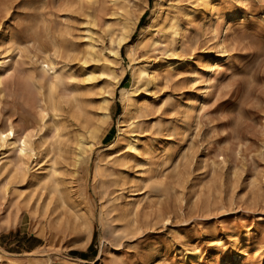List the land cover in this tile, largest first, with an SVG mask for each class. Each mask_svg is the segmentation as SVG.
I'll list each match as a JSON object with an SVG mask.
<instances>
[{"label": "rangeland", "instance_id": "374dc122", "mask_svg": "<svg viewBox=\"0 0 264 264\" xmlns=\"http://www.w3.org/2000/svg\"><path fill=\"white\" fill-rule=\"evenodd\" d=\"M105 1L0 0V264H264V0Z\"/></svg>", "mask_w": 264, "mask_h": 264}, {"label": "bare ground", "instance_id": "6f19581e", "mask_svg": "<svg viewBox=\"0 0 264 264\" xmlns=\"http://www.w3.org/2000/svg\"><path fill=\"white\" fill-rule=\"evenodd\" d=\"M107 1V0H106ZM105 1V2H106ZM103 2V1H102ZM144 2V1H143ZM142 3V2H140ZM74 4V3H73ZM79 4V3H78ZM174 7V6H173ZM175 8V7H174ZM184 10V9H183ZM142 8L140 5H137L135 3L133 4H129V6H124L123 8H121L119 10V12L117 13H114L113 16L115 18V23H116V26H118V34L116 36V45H117V49H120L122 48L125 44H127L131 38V35L132 33L134 32V29L138 23V20H139V17L140 15L142 14ZM157 11V10H156ZM75 12V11H74ZM77 13V12H76ZM165 14V13H164ZM187 16H191L192 15V12H189V13H186ZM197 14V13H195ZM87 15V14H86ZM85 15V16H86ZM89 17V16H87ZM177 17V16H175ZM82 18V17H81ZM87 19V18H86ZM93 21L95 22V19H93ZM180 22V21H179ZM175 18H172L169 20V22L167 23V25L165 26V30L163 29V33L164 34H167V32L169 33L170 32V35L172 36H180L181 34V31H182V26L181 24L179 23ZM69 29V28H68ZM144 29V28H143ZM66 30V29H65ZM68 31V30H67ZM70 31V30H69ZM68 31V32H69ZM157 31V30H156ZM154 31V32H156ZM108 32H113V34L115 33V30L113 29V27H108ZM61 35V34H60ZM67 35V34H66ZM88 39H89V45H88V48H87V56L88 57H91V59L93 60L94 59V41H95V38H94V34L93 32H91V30H88V35H87ZM132 39V38H131ZM144 39V34L141 33V36L139 38L138 41H143ZM138 43V42H136ZM136 43H133L131 47V50L130 52L132 53V48L133 46L136 44ZM104 45V44H103ZM99 46V45H98ZM107 48V47H106ZM57 52V51H56ZM58 54V53H57ZM103 54V53H102ZM114 54L115 56H119V51H114ZM176 57V56H175ZM107 58V57H106ZM115 59V58H114ZM191 60V59H190ZM66 61V60H65ZM177 61V60H176ZM135 61L133 60L131 63H132V77L136 78L137 80H140L141 78H143L144 76L147 75L148 73V64H146V62H137L134 63ZM179 62V61H178ZM182 65L185 64L186 60H182ZM54 63V62H53ZM99 63V61L97 62ZM170 63V61H169ZM172 63V62H171ZM187 63V62H186ZM57 64V63H56ZM173 64H176V63H173ZM55 65V64H54ZM64 65V64H63ZM111 65V64H110ZM180 65V63H179ZM66 66V65H65ZM68 66V65H67ZM84 66V65H83ZM87 66V65H85ZM172 66V65H171ZM82 67V66H81ZM98 67V66H97ZM213 67V66H212ZM57 68V67H56ZM67 68V67H66ZM87 68V67H86ZM100 68V67H99ZM106 68V67H105ZM175 68V67H174ZM107 69V68H106ZM43 70L46 72V73H50V72H53V74L55 75L56 78H58L60 76L59 73H57V71L55 70V67H53L52 65L50 66L49 64H44L43 65ZM101 71V70H100ZM88 72V71H87ZM114 73H111L110 75L113 76ZM149 74V73H148ZM94 75L93 72H89L88 73V80H90L92 78V76ZM102 75L104 76L105 75V72H102ZM102 76V77H103ZM110 76V77H111ZM116 76V75H115ZM105 77V76H104ZM109 77V78H110ZM113 78V77H112ZM111 78V79H112ZM108 79V78H107ZM98 81V80H97ZM53 83V82H52ZM68 83V81H67ZM120 83V82H119ZM117 82L114 83V85H116ZM124 84V83H123ZM119 85V84H118ZM50 86V84H49ZM51 86H53L51 84ZM121 86V85H120ZM42 87V86H41ZM40 87V88H41ZM111 87V86H110ZM112 88V87H111ZM69 89V88H68ZM91 91V89H90ZM49 92V91H48ZM115 92V91H114ZM148 92V91H147ZM146 92V93H147ZM120 93L121 95L125 98V99H128L129 96H130V91L128 89L127 86H122L120 87ZM41 95V94H40ZM109 96V95H108ZM77 97V96H76ZM75 97V98H76ZM103 98V96H102ZM45 99V98H44ZM72 100V99H71ZM75 100V99H74ZM146 100V99H145ZM40 101H42V99L40 98ZM103 105L107 106L106 104L108 103V100L107 99H103ZM131 105H127L124 107L123 109V112L121 113V117H124L126 115L129 114L130 112V107ZM101 109H104L103 107ZM108 110V109H106ZM99 112V110H98ZM59 113V112H58ZM98 116V115H97ZM47 117V116H46ZM103 117L105 118H108L109 115L108 114H103ZM132 118V117H131ZM44 123V121H43ZM129 124V123H128ZM76 126V124H75ZM47 127V126H46ZM44 129V128H43ZM62 131V130H61ZM83 132V131H82ZM89 133V135L93 138L96 136V131L95 130H89L87 131ZM119 135V133H118ZM125 135V134H124ZM10 136H12V138L15 137V131H13V129H10L8 134H5V133H1L0 134V141L5 144L6 141H7V138H9ZM130 136V135H129ZM131 137V136H130ZM79 149L80 150H84L86 149L87 147V143L85 142V139L83 138L82 135L79 136ZM44 141V140H43ZM45 142V141H44ZM18 144L15 145L14 143H11V150L13 149H17V153L19 155V157L21 159H27L28 157H32L34 156V150H33V147H32V144L30 142L29 139L27 138H23L22 140H19L17 142ZM125 146L126 148L130 149V150H133L135 152H137L139 150V147L137 145V142L131 138L125 140ZM36 152V151H35ZM82 153V152H81ZM83 154V153H82ZM80 157L81 155L78 154L76 159H75V162L76 164L79 163L80 161ZM37 158V157H36ZM55 163V162H54ZM52 164L50 165V168L49 170H46V171H42L40 173H37L33 176V180L34 181H37L38 179V184H43L47 179H50L51 177H53L56 173V167H55V164ZM7 165V164H6ZM57 166V165H56ZM29 182V181H28ZM13 186V185H12ZM50 205V204H49Z\"/></svg>", "mask_w": 264, "mask_h": 264}, {"label": "trees", "instance_id": "16d2710c", "mask_svg": "<svg viewBox=\"0 0 264 264\" xmlns=\"http://www.w3.org/2000/svg\"><path fill=\"white\" fill-rule=\"evenodd\" d=\"M146 15H147V13L143 16L141 22L145 19ZM91 248H93V245L90 246V249H91Z\"/></svg>", "mask_w": 264, "mask_h": 264}]
</instances>
